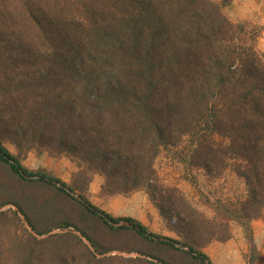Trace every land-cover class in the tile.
I'll use <instances>...</instances> for the list:
<instances>
[{
  "label": "trees",
  "instance_id": "trees-1",
  "mask_svg": "<svg viewBox=\"0 0 264 264\" xmlns=\"http://www.w3.org/2000/svg\"><path fill=\"white\" fill-rule=\"evenodd\" d=\"M26 11L33 45L43 39L46 66L24 73L18 92L4 88L0 79V112L18 121L19 146L71 157L92 176H104L102 190L108 195L146 190L152 199L159 188L156 156L163 148H185L181 162L210 176L231 169L244 179L248 193L225 206L222 222L182 199L173 201L172 211L184 215L179 217L188 239L201 233L205 243L223 240L232 221L248 229L264 217V52L221 3L33 0ZM53 41L58 54H50ZM0 161L25 180L73 196L67 182L29 169L1 140ZM79 197L87 214L110 229L213 264L193 246ZM179 204L189 213L178 210ZM120 222L128 224L115 225ZM75 228L98 246L93 236ZM48 232L38 231L21 208L1 211L0 264H164L141 255H107L109 250L99 257L75 230Z\"/></svg>",
  "mask_w": 264,
  "mask_h": 264
},
{
  "label": "rangeland",
  "instance_id": "rangeland-1",
  "mask_svg": "<svg viewBox=\"0 0 264 264\" xmlns=\"http://www.w3.org/2000/svg\"><path fill=\"white\" fill-rule=\"evenodd\" d=\"M213 1L221 3L222 10L230 19L245 25L249 42L264 52V0ZM32 2L0 0V79L5 83L4 88L16 92L22 88V84L18 85L24 73L36 69L41 71L46 66L45 53L41 51L43 39L36 40L37 47L33 45V25L30 26L27 21L26 9ZM37 23H34V30L38 35L41 32ZM51 47L54 50L50 54H58L55 41ZM16 101L20 102L18 99ZM17 122L0 112V140L29 169L44 170L66 180L68 186L74 189V194L89 198L116 217L143 219L150 230L179 239L183 245L207 253L213 264H264V217L253 220L248 229L232 221L228 237L205 243L201 233H194L191 239L186 237L189 229L179 217L183 218L184 215L176 214L170 206L173 201L182 199L202 215L222 222V216L228 213L229 209L225 206L229 202H239L248 197L244 179L233 170L227 169L221 175L210 176L203 168L180 161L186 156L185 148H182V152L177 148H163L154 160L159 177L155 199L146 190L108 195L102 190L104 176L98 173L92 176L71 157L52 155L41 149H31L29 145L19 146L17 143L22 142V135L14 127ZM181 205L177 209L189 213ZM18 208L25 211L38 231L57 233L75 230L84 237L75 228L79 226L95 238L97 247L86 237L87 242L84 241L99 257L109 250L107 255H141L151 260H161L164 264H202L175 253L170 247L143 241L129 231L110 229L87 214L74 196L54 186L25 180L0 161V212L16 211ZM21 216L24 218V214ZM66 224L71 226H62ZM26 226L32 229L28 223Z\"/></svg>",
  "mask_w": 264,
  "mask_h": 264
},
{
  "label": "water",
  "instance_id": "water-1",
  "mask_svg": "<svg viewBox=\"0 0 264 264\" xmlns=\"http://www.w3.org/2000/svg\"><path fill=\"white\" fill-rule=\"evenodd\" d=\"M75 198H80L79 197V195L78 194H74V193H71ZM128 223L127 222H120V223H117V224H115V225H117V226H122V225H127ZM30 230H32L31 228H30ZM83 239L86 241L87 239L86 238H84L83 237ZM87 242V241H86Z\"/></svg>",
  "mask_w": 264,
  "mask_h": 264
},
{
  "label": "crops",
  "instance_id": "crops-1",
  "mask_svg": "<svg viewBox=\"0 0 264 264\" xmlns=\"http://www.w3.org/2000/svg\"><path fill=\"white\" fill-rule=\"evenodd\" d=\"M64 181H66V180H64ZM140 221H142V222L145 224V222H144V220H143V219H141Z\"/></svg>",
  "mask_w": 264,
  "mask_h": 264
}]
</instances>
